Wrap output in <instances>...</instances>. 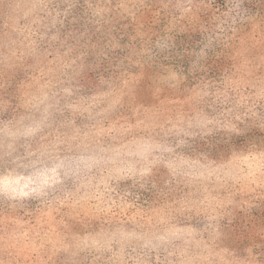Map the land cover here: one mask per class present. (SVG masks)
I'll return each instance as SVG.
<instances>
[{"label": "trees", "instance_id": "obj_1", "mask_svg": "<svg viewBox=\"0 0 264 264\" xmlns=\"http://www.w3.org/2000/svg\"><path fill=\"white\" fill-rule=\"evenodd\" d=\"M77 1L79 6H70L63 21L46 8L31 27L33 14L25 19L23 9H17L21 3L0 0V68L13 59L15 51L18 58L31 56L35 48L49 54L54 64L55 51L72 63L58 62L54 74L36 69L16 74L9 83L2 78L1 88L12 96L39 91L53 96L56 86L73 83L74 63H79L85 70L77 77V90L71 91L75 99L98 96L109 100L138 82V113L131 105H116L114 110L124 111L96 135L106 144L138 140V146L164 145L168 149L159 152L160 157L167 152L175 164L188 168H200L231 154H262L264 0ZM102 1L107 8H102ZM173 86L175 90L170 91ZM13 109L9 116L0 117V130L13 128L22 114L18 102ZM82 119L93 121L89 114ZM85 133L80 129L78 136ZM159 194L157 189V202L153 194H138V219L145 221L165 210L166 200ZM164 219L202 230L205 225L233 239L221 253L216 248L219 244L215 247L207 237L177 241L159 250L138 248V260L130 257V264H219L227 258L219 255L234 259L244 244L236 225L207 222L202 214L186 212ZM255 247L264 251V240ZM249 264H263V260Z\"/></svg>", "mask_w": 264, "mask_h": 264}, {"label": "rangeland", "instance_id": "obj_2", "mask_svg": "<svg viewBox=\"0 0 264 264\" xmlns=\"http://www.w3.org/2000/svg\"><path fill=\"white\" fill-rule=\"evenodd\" d=\"M17 2L25 19L33 14L31 27L46 8L63 21L70 6H79L77 0ZM34 50L18 58L15 51L0 68V117L9 116L15 102L22 107L13 128L0 130V264H130V257L138 260V248H170L197 237H207L215 247L218 243V253L227 251L233 238L205 225L202 230L164 219L186 212L237 226L244 244L234 259L219 255L227 256L219 264H264V251L255 247L264 240V151L188 168L175 164L167 152L160 157L168 149L164 145L138 146V140L106 144L96 135L124 111L114 110L116 105H131L138 113V82L109 100L75 99L71 91L77 90L85 67L74 63L73 83L56 86L53 96L40 91L12 96L1 88L2 78L9 83L18 73L41 69L49 75L58 70V62L72 65L61 52L55 51L54 64L49 54ZM88 114L93 121H83ZM80 129L83 136H78ZM157 189L166 200L165 210L138 219V194H153L157 202Z\"/></svg>", "mask_w": 264, "mask_h": 264}]
</instances>
